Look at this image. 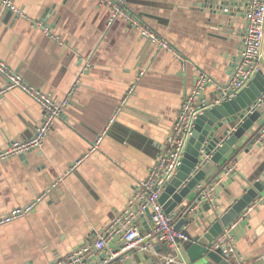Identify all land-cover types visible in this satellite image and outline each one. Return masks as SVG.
<instances>
[{"label": "crops", "instance_id": "obj_1", "mask_svg": "<svg viewBox=\"0 0 264 264\" xmlns=\"http://www.w3.org/2000/svg\"><path fill=\"white\" fill-rule=\"evenodd\" d=\"M12 1L31 21L44 22L62 45L0 4V60L55 98L78 80L42 147L0 162V216L44 194L29 215L0 227V264H50L92 241L122 209L170 133L197 70L212 79L201 95L208 108L222 100L240 51L243 0H117L169 42L184 63L141 38L123 18L107 26L109 9L94 0ZM261 53L264 74V41ZM85 61L90 68L79 77ZM5 82L0 74V91ZM41 119L38 105L19 90L1 93L0 147L29 139ZM263 121L264 115L205 176L200 185L213 181L214 174L220 178L226 164L237 165L216 185L213 206H195L196 219L203 217L206 225L214 221L264 172V138L253 140ZM253 203L244 220H234L235 251L250 264H264V193ZM150 227L144 217L141 230ZM163 246L153 243L152 251L119 254L116 239L109 245L114 257L104 262L99 254L85 264H156L168 255ZM178 259L204 261L191 263L182 248Z\"/></svg>", "mask_w": 264, "mask_h": 264}, {"label": "built area", "instance_id": "obj_2", "mask_svg": "<svg viewBox=\"0 0 264 264\" xmlns=\"http://www.w3.org/2000/svg\"><path fill=\"white\" fill-rule=\"evenodd\" d=\"M94 1L98 5L109 9L107 26L111 25L116 18H123L128 25L138 32L141 38L149 41L157 48L171 53L181 63H184L183 57L169 42L145 25L134 14L123 8L120 2L117 0ZM0 4L14 16L34 23L51 40L62 45L59 37L51 35L49 27L44 22L31 21L26 13L15 5L12 0H0ZM242 6L245 26L241 35L240 51L239 55L231 63L230 79L228 84L223 88L222 100L233 97L246 87L250 79L260 70L261 47L264 41V0H243ZM222 11L228 13L229 8L223 7ZM89 68L90 62L85 61L81 66L79 77L88 71ZM0 74L5 77L6 81L5 87L0 91V94L12 89L19 90L38 105L42 114L41 122L36 126L34 134L29 139L13 140L5 147H0V162H2L11 157L23 156L29 151L42 147L45 138L53 128L55 120L63 114L64 109L69 105L78 80L75 81L72 87L61 98H55L51 94L26 83L19 72L13 70L2 60H0ZM210 83H212V79L207 74L200 70L196 71L191 88L183 95L170 133L162 144L153 164L148 168L146 176L134 186L130 197L122 209L107 226L96 234V237L92 241L77 247L66 257L59 258L50 264H85L87 260L99 254H103L102 259L105 262L104 259H108L107 257H114L115 253L109 249V245L116 239L121 243V248L117 252L119 254L132 249L146 252L152 251L153 243L156 241L157 243L164 244L167 247L168 253L171 254L167 258V263L177 262V264H187L185 260L178 259L181 253L180 240H185L186 237L181 231L174 230L173 216L166 215L163 212L159 198L166 183L176 173L181 164L186 141L191 134L194 120L208 108V104L201 98V95ZM132 90L133 87L128 89L113 117L109 120L108 126L112 124L118 111L125 105ZM103 135L104 133L98 136L94 145L89 148V152L97 148ZM263 138L264 125L256 131L253 140L255 143H258ZM81 160L82 157L75 161L71 165L70 170L75 169ZM236 166L234 162L226 164L222 168L220 178L214 179L204 187L200 196L202 204L214 205L216 185L220 183L221 177L234 174L237 169ZM197 188L202 189V185L199 184ZM43 195L40 194L31 203L14 207L1 215L0 227L29 215ZM254 208V203L247 206L241 212L238 219L244 220ZM144 217H147L151 223V227L146 232H143L140 228V222ZM235 224L236 222L233 221L229 226L225 227L211 243L210 249L219 250L227 264H250L239 258L236 254L233 234Z\"/></svg>", "mask_w": 264, "mask_h": 264}, {"label": "water", "instance_id": "obj_3", "mask_svg": "<svg viewBox=\"0 0 264 264\" xmlns=\"http://www.w3.org/2000/svg\"><path fill=\"white\" fill-rule=\"evenodd\" d=\"M262 115L264 74L258 71L237 94L213 104L194 120L181 164L166 183L159 198L163 212L173 216L174 230H180L186 237L185 240H180V246L191 263L204 260L202 264H227L219 250L210 249L211 243L264 191L263 172L245 188L241 197L225 213L217 216L211 223L206 225V219L195 217L197 209L194 208L200 203L202 190L210 182H205L202 189L197 186ZM263 125L264 121L261 126ZM215 176L214 174L212 177L215 179ZM163 249L168 253L166 246ZM170 256L168 253L156 264H177L167 263Z\"/></svg>", "mask_w": 264, "mask_h": 264}, {"label": "trees", "instance_id": "obj_4", "mask_svg": "<svg viewBox=\"0 0 264 264\" xmlns=\"http://www.w3.org/2000/svg\"><path fill=\"white\" fill-rule=\"evenodd\" d=\"M210 182H212V180Z\"/></svg>", "mask_w": 264, "mask_h": 264}]
</instances>
